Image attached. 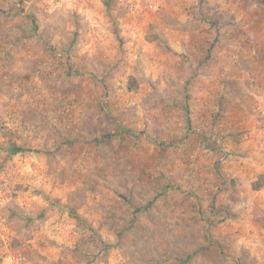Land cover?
<instances>
[{
	"label": "clouds",
	"instance_id": "clouds-1",
	"mask_svg": "<svg viewBox=\"0 0 264 264\" xmlns=\"http://www.w3.org/2000/svg\"><path fill=\"white\" fill-rule=\"evenodd\" d=\"M0 264H264V0H0Z\"/></svg>",
	"mask_w": 264,
	"mask_h": 264
}]
</instances>
